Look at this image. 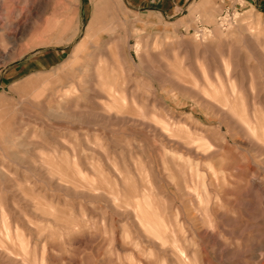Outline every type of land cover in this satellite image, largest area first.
Returning a JSON list of instances; mask_svg holds the SVG:
<instances>
[{"label":"rangeland","instance_id":"374dc122","mask_svg":"<svg viewBox=\"0 0 264 264\" xmlns=\"http://www.w3.org/2000/svg\"><path fill=\"white\" fill-rule=\"evenodd\" d=\"M0 264H264V0H0Z\"/></svg>","mask_w":264,"mask_h":264}]
</instances>
